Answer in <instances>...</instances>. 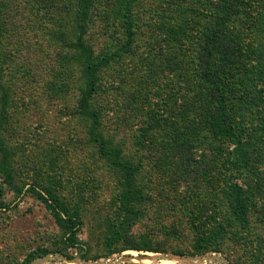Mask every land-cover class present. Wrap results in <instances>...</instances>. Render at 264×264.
Instances as JSON below:
<instances>
[{"label": "rangeland", "instance_id": "374dc122", "mask_svg": "<svg viewBox=\"0 0 264 264\" xmlns=\"http://www.w3.org/2000/svg\"><path fill=\"white\" fill-rule=\"evenodd\" d=\"M205 1L138 0L132 11L130 51L118 63L121 66L115 63L105 69L93 99L100 111L103 135L136 168L135 185L142 192V203L138 219L132 223L125 222L118 203L121 176L97 153L87 136L88 121L77 110L80 67L72 65L67 76L64 67L68 66L69 53L46 33L54 28L56 16H43L44 11H50L47 4L37 2L42 4V11L36 10L37 17L25 13L17 17L18 32L0 39V138L11 151L14 182L23 190L17 196L0 176L5 204L0 208V264L21 262L37 248L43 251L29 262L123 264L124 256H131L126 253L130 246L156 250L134 249L151 260L142 264H158L166 254L187 258L211 252L229 264H264V145L256 150L251 170L236 179V168L227 153L232 145L207 125L214 102L200 77L204 67L197 48L203 35L202 16L210 6ZM248 1L251 8L243 5L228 25L231 35L240 38L243 45L237 43L241 59L231 66L235 68L231 76L234 83L240 77L243 84L237 90L229 85L227 106L231 125L246 133L252 129L255 136L259 122L264 123V0ZM185 6L189 12L180 18L183 29L190 26V20H200V24L181 44L182 37L169 33L166 26L172 10ZM106 12L114 17L111 7ZM9 13L12 16L15 12ZM100 17L93 9L87 28V40L95 53L120 44L122 39L120 25L106 27ZM39 19L48 27L40 25L35 32L34 21ZM242 22L248 26L246 31L239 28ZM134 68L141 77L130 81L128 73ZM140 68H149V75L144 76ZM154 114L164 117L163 124L140 142L137 135ZM169 125L177 128L173 131L180 138L177 147L171 145L170 135L163 136ZM187 130L194 131L193 135ZM233 176L245 188L248 202L253 203L249 226L241 230L240 238L220 241L215 251L195 254L193 243L199 232L192 225L210 229L228 217L223 196ZM36 182L51 186L67 206L79 210L82 225L76 246L65 245L50 211L25 191ZM115 230L121 236L115 246L128 249L106 254V239ZM258 247L262 248L261 256L255 259ZM192 259L176 264L214 261Z\"/></svg>", "mask_w": 264, "mask_h": 264}, {"label": "trees", "instance_id": "16d2710c", "mask_svg": "<svg viewBox=\"0 0 264 264\" xmlns=\"http://www.w3.org/2000/svg\"><path fill=\"white\" fill-rule=\"evenodd\" d=\"M20 1L22 2L20 3ZM214 1V3L211 0L204 2L210 6L205 15L202 16L203 24L201 23L200 25L203 35L197 48H199V56L203 60L204 67L203 71L200 72V77L207 88H209L208 90L211 92L214 102L213 108L207 114V125L216 136L232 145L231 150L227 153L229 156L231 155V161L236 168L235 178L237 179V177H241L251 170L252 158L256 150H261L262 144L264 145V123L259 122L258 131L255 130L257 132L255 136L252 129L247 130V133L243 132L241 128L238 129L231 125L233 120L230 119V111L227 106L231 95L229 85L234 86V89L237 90L239 85L243 84L240 77H236V82L234 83L231 76L234 74L235 69H230L231 66L236 65L241 59V47L238 48L237 43L239 42L241 46L243 45L240 38L238 40L236 36L233 37L231 35L228 25L234 16L237 15L238 17L243 5H248L249 9L252 5L250 1L246 3V0ZM37 2L47 4L46 9L50 12L44 11L43 16H51L53 14L57 18L55 24H53L54 28H48L46 33L53 43H60L65 48V53H69L68 66L64 67V72L68 76L69 73L67 71L71 69L72 65L80 67L82 87L81 89L78 88L77 110L79 115L88 121L87 136L93 143L97 153L113 169L117 170L121 176V191L118 195V203L125 217V222L132 223L138 219L140 213L138 207L142 203V192L135 185L136 168L131 161L122 156L121 150L111 145L103 135L100 111L93 105V99H95V95L98 93L99 81L105 71L109 70L115 63H122L126 57L125 55L130 51L129 49L132 46L134 37L132 11L138 0H37L35 2L30 0H0V39L5 38L6 35L7 38L10 32H15L16 30L18 32V22H15L18 16L20 19L21 15L25 13L27 16L32 15L33 18L37 17L36 10L42 11V4L39 6ZM108 7H111L114 17L108 16L106 12ZM93 9H96L97 14L99 13L102 16V18L100 17L101 21L106 24V27H113L112 24H117L120 25L122 30L120 44L98 53H95L93 45L87 40L88 21ZM188 9L187 6L173 9L171 16L168 18L170 24L166 26V30L169 33L175 34L176 37H182L181 44L186 39L188 40L190 30L195 32L200 24L198 23L200 20H196L197 22L190 20V26L183 29L182 19L180 20V18L183 14L189 12ZM11 10L15 12L12 16L9 13ZM173 12L177 15H174ZM194 13L201 16L198 10H195ZM34 24L36 25L35 32L40 30V25L48 27L43 25L40 19L39 22L35 20ZM245 24V22H242V27H239L242 31H246V28H248ZM236 55L238 56L236 57ZM118 65L121 66L122 64ZM142 69L144 68H140V70ZM138 70L134 68L128 73L130 81H136L135 77H141L138 75ZM149 72V68L144 69V76L149 75ZM64 86L68 87L67 82H64ZM129 94L134 95V92L128 91ZM159 116L154 114L151 123L146 124V129L144 130L143 127L139 131L137 138L140 142L147 137L150 130L161 128L164 117ZM175 130H177L176 126L172 128L169 125V130L165 131L163 136L170 135L168 139L170 141L173 140L171 145L177 147L175 146L176 141L180 140V138L178 134L173 133ZM187 133L192 136L194 131L189 132L187 130ZM10 156L11 151H9L3 138H0V176L2 182L8 185L19 196L22 193L23 186H18L14 182V172L11 169ZM255 159H259V157L255 156ZM235 178L233 176V179L229 181V185L225 189L223 196L228 207V217L226 219L223 218L217 224L214 223L215 225H211L210 229L198 228L196 224L192 225L195 231L199 232L196 234L193 243V252L195 254L215 251L220 241L229 238H240L241 230L248 228L250 223L249 214H251L253 203L248 202L245 188ZM25 191L40 200L50 211L54 223L62 232L63 241L66 246L74 247L79 244L78 233L81 229L82 219L76 207L67 206L51 186L42 185L39 182L29 184L25 188ZM4 206L3 186L0 185V208ZM197 209L201 213L200 209ZM193 217L195 219V216ZM209 231H211V234L208 233ZM120 239L119 230H115L110 234L105 243L106 254L123 251L128 248L156 251L151 246H130L128 248L121 246L117 248L116 246ZM37 249V251L30 252L21 262H17L16 264H25L38 251H43L40 248ZM261 251V247L256 248L255 259H259ZM124 264L137 263L126 262Z\"/></svg>", "mask_w": 264, "mask_h": 264}, {"label": "water", "instance_id": "95a60500", "mask_svg": "<svg viewBox=\"0 0 264 264\" xmlns=\"http://www.w3.org/2000/svg\"><path fill=\"white\" fill-rule=\"evenodd\" d=\"M140 257H146V256H142V255H139ZM162 257L163 256H172L171 254H166V255H161ZM177 256V255H176ZM128 257H130V256H124V259H125V261L127 262V263H133V262H131V261H129L127 258ZM179 257V256H178ZM202 256H199V257H179L181 260H183L184 259V262H186L187 260H191L192 258V261H194V260H198V259H204L205 261H206V263H211V259L212 260H214L213 262H212V264H217L219 261H215L216 259H218V260H220V262H221V264H229L224 258H222L221 256H219L218 254H215V252H211V254H207V255H205L204 257H202ZM36 260L37 259H35V260H33L32 262H29V263H27V264H36ZM84 262V263H83ZM83 262H81L82 264H95L96 262H94V263H90L89 261H83ZM120 262L121 263H123V260H120ZM215 262V263H214ZM124 264V263H123ZM194 264V263H193Z\"/></svg>", "mask_w": 264, "mask_h": 264}, {"label": "bare ground", "instance_id": "6f19581e", "mask_svg": "<svg viewBox=\"0 0 264 264\" xmlns=\"http://www.w3.org/2000/svg\"><path fill=\"white\" fill-rule=\"evenodd\" d=\"M127 254H130L131 256L128 257L127 259L133 263H137V264H142L143 262H148L150 263L151 260H146V258L140 257L139 256V252L131 249L126 251ZM150 253V252H149ZM155 254V253H154ZM153 256V255H152ZM162 257V256H161ZM152 258V257H151ZM150 259V258H149ZM181 259L176 256V255H172V256H163L161 259V262H159L158 264H176V261H180ZM184 261V259L182 260ZM188 261V260H187ZM157 262V261H156ZM147 263V264H148ZM182 264V263H181Z\"/></svg>", "mask_w": 264, "mask_h": 264}]
</instances>
